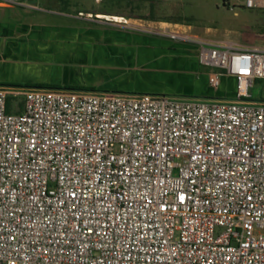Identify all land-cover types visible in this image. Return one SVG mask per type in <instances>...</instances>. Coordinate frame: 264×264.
<instances>
[{
	"label": "built area",
	"instance_id": "1",
	"mask_svg": "<svg viewBox=\"0 0 264 264\" xmlns=\"http://www.w3.org/2000/svg\"><path fill=\"white\" fill-rule=\"evenodd\" d=\"M171 36L235 98L0 86V264H264V48Z\"/></svg>",
	"mask_w": 264,
	"mask_h": 264
},
{
	"label": "crops",
	"instance_id": "2",
	"mask_svg": "<svg viewBox=\"0 0 264 264\" xmlns=\"http://www.w3.org/2000/svg\"><path fill=\"white\" fill-rule=\"evenodd\" d=\"M39 1L29 0L30 8L0 2V86L51 85L214 99L236 96L232 77L223 78L219 88L213 89L207 75L205 90L199 96L172 94L145 84L147 75L170 71V67H185L191 72L205 67L199 62V46L173 39L166 33L167 27L79 26L72 20L74 15L38 9Z\"/></svg>",
	"mask_w": 264,
	"mask_h": 264
},
{
	"label": "rangeland",
	"instance_id": "3",
	"mask_svg": "<svg viewBox=\"0 0 264 264\" xmlns=\"http://www.w3.org/2000/svg\"><path fill=\"white\" fill-rule=\"evenodd\" d=\"M119 1L125 4L132 1L133 5L127 7L124 4L121 9H110L109 5L96 4L95 0H75L76 4L71 11L73 13L83 11V13L72 15L74 17L72 20L79 26L118 25L150 29L158 25L167 27L166 33L170 34L196 36L214 42L233 44L236 47L264 48V10L247 9L241 5L242 0L231 1L229 7L224 5V0ZM41 8L57 12L59 5L55 0H40L38 9ZM87 11L91 13H86ZM163 24L165 25L162 26ZM157 29V31L161 30ZM170 68L172 69L170 71H158L156 74L147 75L144 83L166 89L172 94L199 96L205 90L206 76L213 71L212 68L207 67H200L196 72H191L185 67ZM138 80L140 81V76ZM250 94L253 100L264 101V79L254 81ZM9 104L12 107L14 101L10 100Z\"/></svg>",
	"mask_w": 264,
	"mask_h": 264
},
{
	"label": "trees",
	"instance_id": "4",
	"mask_svg": "<svg viewBox=\"0 0 264 264\" xmlns=\"http://www.w3.org/2000/svg\"><path fill=\"white\" fill-rule=\"evenodd\" d=\"M55 1L59 5V9L57 10V12H59V13L70 14V15H76V14L83 13V11H77L75 13H73L71 11L72 7H74V5L76 4L74 2L75 0H55ZM103 4L109 5L110 9H118V8L121 9V8H123L125 3H123L122 1H119V0H107ZM132 5H133L132 1H128L125 4V6H127V7H132ZM224 5L229 7L228 2H226L225 0H224ZM86 13H91V12L87 11ZM98 14H108V13H98ZM115 16H117V15H115ZM5 86H9V85H5ZM17 86H22V85H17ZM25 86L31 87V88H40V89H58V87L51 86V85H25ZM67 90H87V89H84V88H67ZM9 111H10V104H9Z\"/></svg>",
	"mask_w": 264,
	"mask_h": 264
},
{
	"label": "bare ground",
	"instance_id": "5",
	"mask_svg": "<svg viewBox=\"0 0 264 264\" xmlns=\"http://www.w3.org/2000/svg\"><path fill=\"white\" fill-rule=\"evenodd\" d=\"M106 19V18H105ZM117 20V19H116ZM121 21V20H120Z\"/></svg>",
	"mask_w": 264,
	"mask_h": 264
}]
</instances>
